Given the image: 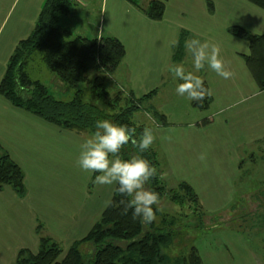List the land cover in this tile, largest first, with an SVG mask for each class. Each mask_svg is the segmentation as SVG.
Here are the masks:
<instances>
[{
	"label": "crops",
	"instance_id": "0c3cea01",
	"mask_svg": "<svg viewBox=\"0 0 264 264\" xmlns=\"http://www.w3.org/2000/svg\"><path fill=\"white\" fill-rule=\"evenodd\" d=\"M45 1L0 0V30L15 13L14 6L20 4L18 20L23 22L25 28L18 30L30 35ZM109 1L113 10L116 5L123 3L122 0H74L75 7L64 19L65 27L74 35V31L78 30L75 19L80 18V22H83L88 7L97 2L102 11ZM146 1L144 7L152 0ZM159 1L165 3V13L159 20L149 18L142 9L135 7L141 10L144 19L162 22L172 1ZM241 1L177 0L172 4L176 19H168L170 26L158 29L161 31L158 38L165 40L167 44L163 55L149 54L145 50L151 55L146 58V54L137 50V46H141L140 39L134 35L128 44L114 31H109L114 35H107L118 38L126 49L119 67L107 78L110 79V85L117 91L136 97L154 90L145 106L154 108L165 116L164 122H157L150 113L166 173L170 177L177 175L178 183H189L196 191L202 209L207 213L224 207L230 199L233 200V196L236 198L241 193L238 182L247 162V157L242 156L243 152L252 148L249 158L254 161V148L259 151L264 149V90H259L242 57V54L249 52V44L246 41L244 42L247 44H242L239 41L243 40L228 31L230 27L238 25L252 33L264 34V14L253 8L250 11L249 6ZM241 14L247 15L244 21L246 23H233L237 20L233 18ZM147 25L148 32L155 31L151 24ZM183 34H186V38L195 36L201 41L216 44L225 66L233 73L227 80L210 69L197 73L212 92L209 96L210 103L205 109L194 106L193 100L189 101L190 107L183 106L178 101L173 102L176 98L185 101L186 97L175 92L176 82L166 71L167 65L182 62L186 69H192L191 59L185 50L180 60H174L176 46ZM77 35L82 34L79 31ZM100 36L104 35L99 34L98 37ZM10 39L14 41L13 36ZM22 39L23 37H19L11 43V49L7 42L1 49L0 63L6 65L3 70L0 69V81L10 56ZM173 41L178 43L173 45ZM33 57L28 65L34 61ZM42 61L45 64L43 59ZM28 65L26 70L31 76ZM95 75L93 73L90 77ZM55 78L57 80L53 81L57 84L56 92L67 93L65 85L57 76ZM83 91L86 92L85 89ZM162 95L171 96L168 101L172 100V103L166 111L156 105ZM241 100L243 102H239ZM46 123L49 122L13 106L0 95V144L22 168L27 190L24 197L8 186L0 190V264H15L21 249L36 252L41 236L54 240L65 238L71 246L73 242L83 238L98 221L116 187L115 184L105 185L99 196H94L89 189L95 184L91 185L93 174L83 171L77 162L80 145L91 135L89 132L61 129ZM63 141L68 142L64 145ZM201 154L205 157L203 160L200 159ZM259 157L264 161V152ZM260 173H264V165L260 167ZM39 225L42 226L40 234L37 233ZM196 248L203 263L208 264L209 260L202 254L203 251L200 247Z\"/></svg>",
	"mask_w": 264,
	"mask_h": 264
},
{
	"label": "trees",
	"instance_id": "16d2710c",
	"mask_svg": "<svg viewBox=\"0 0 264 264\" xmlns=\"http://www.w3.org/2000/svg\"><path fill=\"white\" fill-rule=\"evenodd\" d=\"M127 1L154 20L161 19L165 13V3L159 0L150 1L146 7L142 4L143 0ZM247 1L264 10V0ZM74 7V0L45 1L34 29L19 41L8 60L0 81V95L13 106L37 115L61 129L87 131L89 134L95 131L97 119H108L136 128L138 135L148 121L136 114L145 111L151 113L157 119L155 121L164 122L165 116L156 109L145 106L154 90L140 97L117 91L109 101L105 99L109 95L105 80L117 70L125 57V46L116 37L74 36L62 23ZM228 31L249 44V52L242 54V57L259 90H264V34L257 35L238 25L230 27ZM185 39L186 34H183L176 46V61L183 57ZM36 52L42 55L47 68L65 85L68 92L74 91L71 97L61 95L68 92H51L45 83L34 80L29 75L26 68ZM93 73L96 75L91 78ZM89 84V89L95 90L99 98L97 103L85 98L83 90ZM192 103L205 109L210 103V97L206 96L202 102ZM151 126L154 130V125ZM123 149L122 155L125 157L136 151L131 144L125 145ZM144 156L156 169L155 175L147 183L148 188L158 193L159 200L167 196L174 204L191 206L192 216L199 222L198 226L205 227L204 217L207 212L202 209L194 188L185 181L174 188L168 187L161 179L165 166L157 137ZM94 176L95 174L91 185L94 184ZM24 178L22 168L0 144V190L8 186L24 197L27 193ZM116 187L98 221L83 238L73 242L66 252L53 238L41 236L39 249L36 252L19 250L15 264H204L194 245L187 252L176 256L167 253L178 234L174 228L178 217L168 219L163 215L162 226L157 225L155 220L142 223L138 218L132 217L131 209L127 208L129 198L116 192ZM236 205L235 202L232 208ZM159 214L161 211L156 212V217ZM41 227H37L39 234ZM194 228H197V224Z\"/></svg>",
	"mask_w": 264,
	"mask_h": 264
},
{
	"label": "rangeland",
	"instance_id": "374dc122",
	"mask_svg": "<svg viewBox=\"0 0 264 264\" xmlns=\"http://www.w3.org/2000/svg\"><path fill=\"white\" fill-rule=\"evenodd\" d=\"M171 1L174 5L177 0ZM122 2L121 5L115 6L116 12L113 10L110 1L102 11L97 2H95L93 6L91 5L87 8L88 13L85 16L86 22L85 20L83 21L84 23L80 22V18L75 19L74 22H76L78 30L74 31V35H77L80 31L82 35L94 38L98 37L99 34H103L104 36L108 34L114 35L112 32H109L114 31V33L127 44L129 43V39L134 35L136 38L140 39L141 46H137V50L139 49L141 54H146V58H148L147 56H151L149 55L150 52L151 54L156 53L157 55L165 54L167 44L165 40L158 38V33L161 34V31H158V29L169 27L170 25L167 23L168 19H176V13L172 11L173 5L171 4L169 7V12L165 17L166 21L164 19V21L160 22L151 21V19H147L146 17V19H144V15L140 9L138 10L135 6L129 5L130 3L126 1L122 0ZM241 2L248 5L250 11H252L253 8V10H257L260 14H264V10L252 3L246 0H242ZM142 4L146 5L147 1L143 0ZM16 6L13 8L15 13L9 22L0 30V51L5 47L6 42L10 43L9 46L11 49V43H14L19 37L25 38L28 35V32L18 30V28L24 29L25 26L22 24L23 22H21V20H18L21 6L20 4ZM127 8H130V10L128 11ZM239 8H241V6ZM233 19H237L233 23H246L244 21H246L247 15L244 16V14H241ZM62 23L65 24L64 19ZM147 24H151L152 28L155 30L151 31L152 34L148 32L149 26ZM11 36L14 37V41L10 39ZM239 42L247 44L244 41ZM145 50H148L149 54ZM41 57V54L36 52L33 57L34 61H31L30 65H28V70L33 78L42 80L50 88V91L56 94L57 92L55 89L57 84L53 81L57 80L55 78L56 76L47 69ZM5 65L6 64L0 63V69L3 70ZM107 80L108 79L105 80V85H107L106 88H108L109 95L106 96L105 99L109 101L116 95L117 89L113 85H110V79ZM90 85L91 84L87 85L85 88V98L97 103L99 102V98L96 96L95 90L92 91V89H89ZM92 85H94V83ZM73 93L74 91H70L66 95H61L69 98ZM137 97H140V95H137ZM170 97L169 95H162L156 105H159V107L163 108L165 111L168 110L172 103V100L168 101ZM177 101L183 106L190 107V100L187 97L185 101L176 98L173 102ZM144 114L145 112H139L136 116H143V118H145ZM148 123L152 125L153 120L151 119ZM46 124L54 126V124L51 125V123ZM66 142L68 141H63L62 144L66 145ZM50 148L52 149L51 144ZM123 150L125 151V149ZM251 150L252 148L244 151L242 154L243 157H247V162L238 182L239 192L241 193H239L236 198L233 196V200L230 199L225 204L226 206L224 205L222 208L207 213L208 216L206 215L207 217H204L205 227L200 228L198 226L199 222L192 216L191 206L186 205L182 207L174 204L167 196L160 200L159 207L162 210H160L161 214L155 218L157 225L162 226V224H164V221L161 223L164 216L168 219L175 216L179 218L174 226L178 234L175 237L173 245L167 250L169 255L176 256L185 251L187 252L189 247L194 245L200 247L203 251L202 254L209 260L208 264H264V173H260V167L264 165V161L259 157V155L264 152V149L262 148L259 151V149L254 148V161H250L251 159L249 158L252 152ZM59 161L60 159L57 160V162ZM57 165L58 164H55V166ZM46 167H49V165H46ZM164 169L161 179L166 182L168 187L176 186L178 183L176 180L178 176L171 175L170 177L167 175L165 167ZM67 177L69 178V174ZM104 187L105 185L94 184L89 189L91 193H94V196H99L104 190ZM146 187H148L147 184ZM260 192L263 194L261 195ZM235 202L237 205L232 208ZM213 220L214 223H212ZM196 224L197 228H194ZM56 241L63 247L65 252L70 247V244H68L65 238H59ZM201 243H203V245H201ZM89 248L91 247L89 246ZM87 250L89 249L87 248Z\"/></svg>",
	"mask_w": 264,
	"mask_h": 264
},
{
	"label": "clouds",
	"instance_id": "9594fccd",
	"mask_svg": "<svg viewBox=\"0 0 264 264\" xmlns=\"http://www.w3.org/2000/svg\"><path fill=\"white\" fill-rule=\"evenodd\" d=\"M177 43L173 41V45ZM183 47L191 59L192 69H186L181 62L167 65L166 71L176 82L175 92L178 95L202 102L212 92L205 87L204 80L197 73L210 69L225 80L230 79L233 73L225 66L216 44L193 36L184 40ZM144 115L147 121H151L150 113L145 112ZM155 141L153 127L147 122L137 135L136 128L108 119H97L95 131L80 145L77 161L83 171L95 174V184L117 185L116 192L129 198L127 208L131 209L132 217L138 218L142 223H151L156 218V212L162 210L159 207L158 193L146 187L156 169L145 158L144 153L152 148ZM129 144L136 151L125 157L122 149ZM204 158L201 154L200 159Z\"/></svg>",
	"mask_w": 264,
	"mask_h": 264
}]
</instances>
